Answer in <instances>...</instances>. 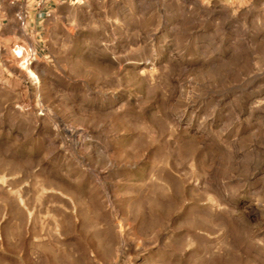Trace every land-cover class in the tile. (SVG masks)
<instances>
[{"label":"rangeland","instance_id":"rangeland-1","mask_svg":"<svg viewBox=\"0 0 264 264\" xmlns=\"http://www.w3.org/2000/svg\"><path fill=\"white\" fill-rule=\"evenodd\" d=\"M29 12L0 0V264H264V0Z\"/></svg>","mask_w":264,"mask_h":264},{"label":"crops","instance_id":"crops-1","mask_svg":"<svg viewBox=\"0 0 264 264\" xmlns=\"http://www.w3.org/2000/svg\"><path fill=\"white\" fill-rule=\"evenodd\" d=\"M56 1L54 0L52 3L44 6L41 10H30L28 16H27V22L29 27L32 29V31L37 32L40 28V25L44 21V13L48 10L50 13V9L56 5ZM19 3L23 4V0H18Z\"/></svg>","mask_w":264,"mask_h":264},{"label":"built area","instance_id":"built-area-1","mask_svg":"<svg viewBox=\"0 0 264 264\" xmlns=\"http://www.w3.org/2000/svg\"><path fill=\"white\" fill-rule=\"evenodd\" d=\"M6 1H9L10 4H15L16 2H18L17 0H6ZM54 0H23V4H24V7L26 9H28L29 11L30 10H41L44 6L52 3ZM30 8V9H29ZM28 13V12H27ZM49 14V11L47 10L44 15L45 16H48ZM19 20H21V18H19ZM22 25H24V22L22 23Z\"/></svg>","mask_w":264,"mask_h":264}]
</instances>
